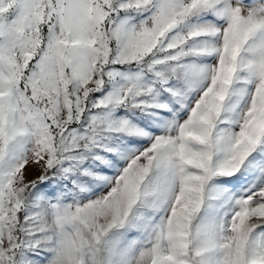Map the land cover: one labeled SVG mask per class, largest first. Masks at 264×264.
Listing matches in <instances>:
<instances>
[{"label": "snow or ice", "instance_id": "6c2138e0", "mask_svg": "<svg viewBox=\"0 0 264 264\" xmlns=\"http://www.w3.org/2000/svg\"><path fill=\"white\" fill-rule=\"evenodd\" d=\"M0 264H264V0H0Z\"/></svg>", "mask_w": 264, "mask_h": 264}]
</instances>
